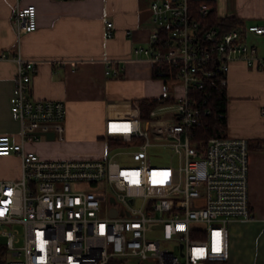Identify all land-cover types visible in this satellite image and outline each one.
<instances>
[{
	"label": "built area",
	"instance_id": "obj_1",
	"mask_svg": "<svg viewBox=\"0 0 264 264\" xmlns=\"http://www.w3.org/2000/svg\"><path fill=\"white\" fill-rule=\"evenodd\" d=\"M149 13L148 45L132 54L169 64L163 81L173 94L146 118L106 119V157L45 159L25 149L43 133L64 141L67 111L62 101L32 98L37 63L13 57L18 140L0 135V157L17 155L20 176L0 180V264H225L228 224L253 219L246 139L192 137L232 62L264 67L243 36L264 35V25L221 31L192 17L189 0H150ZM207 14L201 4L200 18ZM12 22L18 36L33 32L35 6H17ZM105 30L111 36L112 23ZM133 156L139 162L125 161Z\"/></svg>",
	"mask_w": 264,
	"mask_h": 264
},
{
	"label": "crops",
	"instance_id": "obj_2",
	"mask_svg": "<svg viewBox=\"0 0 264 264\" xmlns=\"http://www.w3.org/2000/svg\"><path fill=\"white\" fill-rule=\"evenodd\" d=\"M218 19L232 16L240 29L264 25V0H209ZM150 0H0V135L17 141L18 123L10 108L14 99L16 63L20 52L37 63L31 80L34 99L62 101L66 107L64 141L28 140L26 150L45 159L106 157L73 155L64 147L70 136L80 130L90 146L102 137L104 122L112 117L138 114L139 99H159L173 94L163 80L153 79L152 64L135 57L137 45H148L154 25L150 21ZM34 5L36 29L17 35L12 22L17 6ZM112 23L107 36L105 25ZM248 44L264 57V35L243 32ZM117 74L106 73V65ZM167 87V90L165 89ZM178 87H176V90ZM226 137L244 138L249 149L248 191L253 219L264 227V67H249L243 61L230 64L227 73ZM106 144V142H104ZM0 180H17L20 158L0 157ZM258 214V215H257Z\"/></svg>",
	"mask_w": 264,
	"mask_h": 264
},
{
	"label": "trees",
	"instance_id": "obj_3",
	"mask_svg": "<svg viewBox=\"0 0 264 264\" xmlns=\"http://www.w3.org/2000/svg\"><path fill=\"white\" fill-rule=\"evenodd\" d=\"M205 4L208 8V14L205 19H201L199 15V7ZM189 7L191 16L201 21L208 26L218 27L221 31H228L232 29H240V23L232 16L218 19L215 14V7L209 0H189ZM172 75L170 65L167 63H153L152 64V77L153 79L166 80ZM167 90V87H165ZM206 106L210 110V115L203 118L199 127L193 130V140H201L207 138H225L226 137V93L225 88L221 87L218 90H209ZM200 96L204 95L200 92ZM170 101V97L164 96L159 99H139L137 101L138 116L146 118L151 109L154 107ZM252 144L249 145V149Z\"/></svg>",
	"mask_w": 264,
	"mask_h": 264
},
{
	"label": "rangeland",
	"instance_id": "obj_4",
	"mask_svg": "<svg viewBox=\"0 0 264 264\" xmlns=\"http://www.w3.org/2000/svg\"><path fill=\"white\" fill-rule=\"evenodd\" d=\"M90 146L87 138L78 130L72 134L69 140L64 143V147L73 155L101 154L109 151L106 140L103 137L95 138ZM112 152L107 153V156ZM125 161L129 164L139 162L136 156L128 157ZM7 167L0 165V172L6 171ZM258 215V214H257ZM259 221L250 223L228 224L229 231V257L225 264H264V227ZM5 239L0 237V244L3 245ZM7 257L4 256L3 259Z\"/></svg>",
	"mask_w": 264,
	"mask_h": 264
},
{
	"label": "water",
	"instance_id": "obj_5",
	"mask_svg": "<svg viewBox=\"0 0 264 264\" xmlns=\"http://www.w3.org/2000/svg\"><path fill=\"white\" fill-rule=\"evenodd\" d=\"M45 137L46 140H54V135L51 132L40 134Z\"/></svg>",
	"mask_w": 264,
	"mask_h": 264
}]
</instances>
